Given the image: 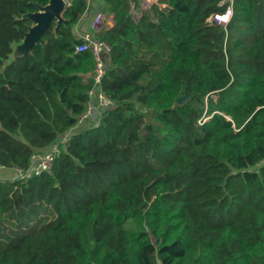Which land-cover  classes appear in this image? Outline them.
Segmentation results:
<instances>
[{
	"label": "trees",
	"instance_id": "1",
	"mask_svg": "<svg viewBox=\"0 0 264 264\" xmlns=\"http://www.w3.org/2000/svg\"><path fill=\"white\" fill-rule=\"evenodd\" d=\"M36 1L0 0V167L72 133L50 171L0 178V264H264V0H233L226 26L208 19L230 0H102L115 106L85 129L87 0L3 67Z\"/></svg>",
	"mask_w": 264,
	"mask_h": 264
},
{
	"label": "built area",
	"instance_id": "2",
	"mask_svg": "<svg viewBox=\"0 0 264 264\" xmlns=\"http://www.w3.org/2000/svg\"><path fill=\"white\" fill-rule=\"evenodd\" d=\"M151 0H144L142 8L149 10L151 8ZM233 16V0H230L229 5L222 14H214L208 20L213 23L226 26ZM116 21L113 12L104 10L98 11L91 20L90 27L93 31V36L87 37L84 42L76 47L77 52L91 50L94 58V68L91 72L93 85L89 91V101L85 112L78 119V123L82 124L86 118L91 115L92 101L95 99L98 106L103 109L115 106V101L109 98L103 91L102 79L105 74L104 54L110 51V46L103 40L98 38L97 32L104 28H110ZM67 138L55 143L44 153H33L31 155L32 164L29 169L16 168L19 177L30 178L34 175H39L43 172L50 171L54 160L61 153V144L65 143Z\"/></svg>",
	"mask_w": 264,
	"mask_h": 264
},
{
	"label": "water",
	"instance_id": "3",
	"mask_svg": "<svg viewBox=\"0 0 264 264\" xmlns=\"http://www.w3.org/2000/svg\"><path fill=\"white\" fill-rule=\"evenodd\" d=\"M69 5L68 0H47L46 3L34 2L36 9L34 11H28L21 16V19L27 18L30 20L27 30L22 31L23 37L19 41H13L11 43L12 50L7 59L4 60L3 67L6 68L18 58L25 56L31 51L34 44L46 42L43 39V35L53 21L56 24L55 34H57L61 25L67 22L65 13ZM106 30L108 28L103 27L97 32L98 36H101ZM185 98L186 95L180 97L178 103H182Z\"/></svg>",
	"mask_w": 264,
	"mask_h": 264
},
{
	"label": "crops",
	"instance_id": "4",
	"mask_svg": "<svg viewBox=\"0 0 264 264\" xmlns=\"http://www.w3.org/2000/svg\"><path fill=\"white\" fill-rule=\"evenodd\" d=\"M70 1L71 0H68L69 3H70ZM135 1L140 2V4H141L140 8L142 10L143 9L142 4H143L144 0H133V2H132L133 5L136 3ZM87 2L89 4L88 11L84 14V16L80 19V21L78 23H76L75 26L73 27L74 34L78 38L84 39V40L87 37L94 35L93 31L90 27L91 20L98 11L103 10V8H104V2L102 0H87ZM153 5L158 6L162 9H166V8L170 7V5L163 0H151V6H153ZM143 10H145V9H143ZM145 11H151V8L149 10H145ZM107 12H109V11H107ZM133 12H134L135 17H138L140 15L139 9H137V8H134ZM115 23H116V21H115ZM100 114H101V108L98 106L97 101L94 99L92 101L91 115L85 119V121L81 124V126H78L75 129H81V128L85 129V128H89V127L95 125L97 123V121L99 120ZM71 133H72L71 131H70V133H66L62 139L67 138L66 141H68V136L71 135ZM14 170H16V168ZM15 174H17V172ZM9 175H12V174L9 171H7V169L5 167H2L0 169V176L10 177Z\"/></svg>",
	"mask_w": 264,
	"mask_h": 264
},
{
	"label": "rangeland",
	"instance_id": "5",
	"mask_svg": "<svg viewBox=\"0 0 264 264\" xmlns=\"http://www.w3.org/2000/svg\"><path fill=\"white\" fill-rule=\"evenodd\" d=\"M214 96V95H213ZM215 98H216V96H215ZM2 167H0V169H1ZM7 169V171H9L12 175H9L10 177H0V178H8V179H16V178H18L19 176L17 175V174H15L16 173V170H14L13 168H6Z\"/></svg>",
	"mask_w": 264,
	"mask_h": 264
}]
</instances>
